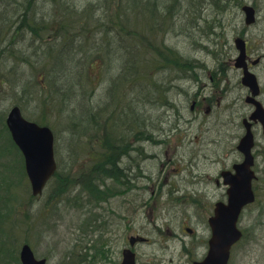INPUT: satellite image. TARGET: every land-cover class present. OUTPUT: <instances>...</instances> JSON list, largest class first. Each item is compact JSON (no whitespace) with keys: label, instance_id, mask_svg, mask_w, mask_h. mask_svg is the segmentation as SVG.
<instances>
[{"label":"trees","instance_id":"trees-1","mask_svg":"<svg viewBox=\"0 0 264 264\" xmlns=\"http://www.w3.org/2000/svg\"><path fill=\"white\" fill-rule=\"evenodd\" d=\"M227 4V0H0V62L6 59L13 62L12 66L15 64L13 68L17 67L10 70V75L0 69V86L9 85L13 92L21 93V102L16 105L26 113V102L22 99L38 102L29 98L31 92H36L40 81L44 97V100L39 97L42 107L37 105L40 114L29 119L46 126L51 124L49 115L68 119L64 131L68 133L67 143L72 146L70 151L74 152L75 146L81 145L82 137L93 130L91 132L96 135L92 141L97 139L99 142L98 147L93 146L96 150H93V165L79 172L76 181L89 199L99 203L109 197L116 184L123 186L126 183L122 164L125 157H129L134 147L142 155L140 148L133 144L130 150V136L136 139V143H141L149 125V115L144 113L142 103L150 100L151 89L146 90L144 86L138 94L130 92L127 98L130 103L127 100L125 108L122 104L119 106L127 80L135 82L140 79L136 84L143 83L140 70L147 58L149 61L151 51L159 60L167 58L166 62L157 63L166 69L174 68L178 76L180 66L189 62V58L165 45L164 37L186 36L193 46L197 42L195 31L196 23L201 19L199 14L223 12ZM104 64L105 69L107 64V73L113 82L101 91L106 103L97 110L95 95L102 86L93 83L89 93H82L79 89H82L86 73L94 66ZM117 65L122 67L114 76L112 72ZM37 74H41L40 80ZM97 77L88 74L85 81L93 82ZM105 117L109 118L102 124ZM5 118L3 114V130L9 134ZM122 126L126 129L121 136L116 135L115 129ZM53 130L59 161L55 180H65L60 187L65 193L71 187L72 172L67 173L65 169L59 148L60 138ZM8 139L24 162L11 137ZM137 169L138 175L141 174V167ZM24 175L27 177L25 172ZM107 181L114 185L106 186ZM15 184L8 185L10 193ZM9 200L10 206L7 204L5 209L11 213L14 211L12 195ZM34 200L32 197L30 201Z\"/></svg>","mask_w":264,"mask_h":264},{"label":"flooded vegetation","instance_id":"flooded-vegetation-1","mask_svg":"<svg viewBox=\"0 0 264 264\" xmlns=\"http://www.w3.org/2000/svg\"><path fill=\"white\" fill-rule=\"evenodd\" d=\"M227 1L229 5L223 12L199 14L201 19L196 24V32L201 34V40L206 36L205 44H198L189 62L182 63L173 84L165 80L161 86L168 106L172 102L178 105V110L173 107L177 124L164 131L165 128L151 123L153 119L149 115L145 140L141 144L154 145L161 150L176 143L179 144L178 155L166 159L154 178V174L148 172L138 175L137 168L141 167L143 157L134 147L135 151H130L122 163L126 183L116 184V189L110 193L114 199L136 196L139 192L155 195L157 191L163 196L197 195L202 190L198 188L208 187L212 180L216 188L227 195L228 187L223 183L222 174L244 160L238 146L247 132L245 121L250 120L256 110L250 101L254 92L244 82L246 73L255 76L258 85L255 100L264 108V36L260 39L252 32L261 26L259 12L246 0ZM233 4L239 6L237 12L233 11ZM246 6L255 11L251 22L244 11ZM242 54L243 60L239 61ZM173 88H177L176 97H171ZM250 128L255 139V171L262 180L259 164L264 160V125L259 120L251 121ZM130 142V146L134 145L136 139ZM148 156L156 162L162 161L160 153ZM169 165L177 172L174 177L170 172L164 173ZM212 165H221L214 178L203 170ZM163 175L166 176L161 183ZM141 182L143 188L139 190ZM146 207L130 204L122 209L108 204H85L82 235L77 239L80 257L73 259L75 252H71L63 264H198L205 260L212 235L210 216L206 218L196 211L197 221H189L191 225L185 226L173 221L182 213L175 206L169 210H148ZM207 207L204 205L201 209L197 200L195 210L207 211ZM141 211L148 214L150 220L139 228ZM198 215L207 220H199ZM175 223L179 228L172 231Z\"/></svg>","mask_w":264,"mask_h":264},{"label":"rangeland","instance_id":"rangeland-1","mask_svg":"<svg viewBox=\"0 0 264 264\" xmlns=\"http://www.w3.org/2000/svg\"><path fill=\"white\" fill-rule=\"evenodd\" d=\"M246 1L247 3H251L255 6L259 12L261 26L259 28L252 29V32L256 37L259 36L258 38L261 39L264 36V0ZM236 8L238 10L239 6L233 4L232 9L234 12H237ZM195 33L197 42H194L193 46L188 37L186 38V36L181 35H170L169 37L165 36L163 41L165 45L175 51H178L181 56L190 57L196 48L194 46L196 45L198 47V44H205L206 40V36H204L202 39L204 42H201L202 40L199 36L201 34L196 31ZM254 35L253 37H255ZM152 53L153 51H151L148 56L149 61L147 58L146 61L143 62L140 70L143 75L141 77V79H143V83L140 82L142 83L141 85L136 84L140 79H136L135 82H132L131 79L127 80L128 82L122 89V92L124 91L123 96L120 95L119 102L120 100L121 102L119 103V106L122 107L123 105V108H125L126 101H129L127 98L129 97L130 92L132 94H138V90L140 92V88H144V86L146 90L147 88L151 89L152 94L149 97L150 100H145L146 102L142 103V106L145 108L144 113H146V116H152L153 121L151 123L165 128L164 131H168L170 126H173L172 124L177 122V119H174L175 111L173 107H176L178 110V105L172 102L170 106H168L166 100L167 98L162 93L161 86L165 80L170 81L171 83L176 80L175 77L177 76V71L170 67L168 69L163 68V65L158 64L157 62H166L167 58L159 60L158 56ZM12 64L13 62H8L4 59L3 62H0V69H2L5 74L10 75V70H16L17 68H13L15 64L13 66ZM117 66L112 72L114 76L120 72L122 67L121 65ZM88 74L98 77L95 78L93 82H88V80L85 81ZM88 74L86 73L85 79L83 78L82 89H79V91L82 93H89L93 89V83H96L97 85L100 84V86H102L101 90H99L95 95L94 101L95 108L98 110L99 106L103 107L106 103L103 99L105 94L101 93V91L103 92L104 88H108L107 84L113 81H111L112 78H109L107 73V64L106 69L105 64L103 66H94L91 70H89ZM40 77L41 74H37L38 80H40ZM159 81L161 83L157 84ZM40 84L41 82L39 81L36 92H31L30 98L28 96L29 99L38 102L34 103L26 98L22 99L26 102L25 108L27 109L26 113L24 111L23 112L31 118H37L39 116L40 111L37 108V105L39 108L42 107L41 98L44 100ZM176 89L177 88L172 89L171 97L177 96ZM20 100V92H13L12 87L9 85L5 88L0 86V264H21L20 251L26 243H29V245L34 249L37 258L47 259L48 264H63L68 259L71 252H75L73 253L75 254L73 259L76 260L77 257H80V247L77 245L79 242L77 239L82 235V207L86 204V200H89L93 204H98L95 200L89 199L88 194L85 191H82V187L76 180L78 179L79 172L83 171L88 166L90 167L93 165V161H91L94 157L93 150L96 151L93 146H97L99 142L96 141L97 139L92 141V137L96 134L91 132L93 131L91 129L87 132V135L82 137V142H80L81 145H78L77 147L75 146L74 152L70 151L72 146L67 143L66 138L68 133L64 131L65 126L68 123V119L63 116L52 117L49 115L48 118L51 123L50 126L57 131L60 138L59 148L65 169L67 173L72 172L70 175L71 180L69 181L71 187L67 192L63 193L60 187H63L62 185L65 180L61 182L52 180L45 189L43 195L36 198L37 200L31 202V187L28 178L24 175V162H22L21 156L19 157L18 151L16 149H12L14 147L8 139L9 134L3 130L4 125L2 121L3 114L7 116L9 110ZM107 115L109 116V113H107ZM107 118L109 117L102 118V124H105ZM118 120L119 119H117L116 122ZM126 125L127 124H125V126ZM125 126L116 128L115 134L121 136L126 129ZM153 131L155 132L156 129ZM133 139L134 138L130 136L129 143H131L130 141ZM134 145L140 148L139 151L143 157L141 161V173H143V175H145V172L153 173L154 178L158 176V172L161 170L162 164H164L163 162H167L166 159L169 160L170 158L177 156L179 152V144L176 145V143H170L167 148H161V150L160 148L154 147V145L149 146L145 144L144 146L141 143H134ZM136 152L134 153L135 156ZM150 153H160L162 161H154V159H151L148 156ZM137 154H139V152H137ZM261 161L259 164V173L262 180L260 179V181L256 183L258 190L257 203L249 207L244 213L241 227L245 230L246 237L234 248L231 264H264V160ZM135 164H137V162ZM6 165L9 167L8 169ZM220 167L221 165H212L207 168H202L207 171L208 174L212 175V178H214L217 176V170H219ZM167 172L171 173V177H174L175 174H177L174 167L171 165H169L168 169L164 171V173ZM165 176L166 175L162 176L161 183H163ZM11 182L14 184L16 183L12 193L9 192L8 186ZM66 184H68V182H66ZM110 185L113 186L112 182L107 181L106 186ZM141 188H143L142 182L139 184L138 189L140 190ZM198 189L202 190L199 191L197 195L190 196H163L158 195L159 191H157L155 195H151L150 192L143 195L139 192L136 196L128 195L122 196L118 199H114V196L110 195V192L109 197L101 200L99 204L120 206L122 209L123 207L130 206V204H136L138 206H147L146 208L148 210H169L175 206L179 211L182 210V213L180 216H175L176 218H174L173 221H178V224H180V222L184 223L186 226L189 224V221H197V216L195 214L196 211L204 214L206 218L211 216L214 205L219 200H224L225 197L222 189L216 188L214 180L209 181L208 187L203 185ZM10 195H12L11 206L14 208V211L11 213L8 212V209H5L7 204L10 206ZM197 200L199 201L201 209H203L204 205H207L208 210L204 211L200 208L195 210ZM10 215L11 218L9 219ZM198 216L199 220L205 221L206 218L201 215ZM149 220L150 218H148V214L141 211L137 224L138 227L140 228L142 225H146ZM178 224L175 223L171 230H177L179 228ZM191 227L194 228L195 225ZM183 236L186 237L184 234ZM14 251L17 252L14 254ZM157 251L159 252V248H157Z\"/></svg>","mask_w":264,"mask_h":264},{"label":"water","instance_id":"water-1","mask_svg":"<svg viewBox=\"0 0 264 264\" xmlns=\"http://www.w3.org/2000/svg\"><path fill=\"white\" fill-rule=\"evenodd\" d=\"M244 11L248 15V21L251 22L254 19V9L245 7ZM239 48L243 49L242 46ZM244 81L256 91L257 85L253 75L247 73ZM255 105L257 109L252 119L260 120L264 125V109L258 102ZM6 123L15 144L24 155L32 192L37 196L43 192L57 169L54 134L49 127L39 126L25 119L19 107H14L10 111ZM247 129V135L239 146V150L245 155V162L235 166L236 175L231 173L224 175L225 183L230 186L229 199L227 204H217L215 216L210 219L213 237L210 241L209 255L202 264H228L232 246L242 237V232L237 227L239 216L247 205L255 201L252 189V182L255 178L252 171L254 137L248 123ZM20 258L23 264H46V260L35 258L29 245L22 248Z\"/></svg>","mask_w":264,"mask_h":264}]
</instances>
